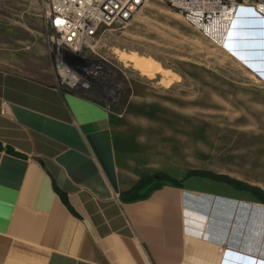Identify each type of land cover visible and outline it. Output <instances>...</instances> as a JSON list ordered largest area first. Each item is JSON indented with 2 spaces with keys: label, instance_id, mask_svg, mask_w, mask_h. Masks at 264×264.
Returning a JSON list of instances; mask_svg holds the SVG:
<instances>
[{
  "label": "crops",
  "instance_id": "crops-1",
  "mask_svg": "<svg viewBox=\"0 0 264 264\" xmlns=\"http://www.w3.org/2000/svg\"><path fill=\"white\" fill-rule=\"evenodd\" d=\"M225 49L264 89V18L239 7ZM0 142L21 154L0 150V264L264 262V204L250 192L166 182L123 201L158 172L121 159V116L56 78L0 68Z\"/></svg>",
  "mask_w": 264,
  "mask_h": 264
},
{
  "label": "rangeland",
  "instance_id": "rangeland-1",
  "mask_svg": "<svg viewBox=\"0 0 264 264\" xmlns=\"http://www.w3.org/2000/svg\"><path fill=\"white\" fill-rule=\"evenodd\" d=\"M48 4L0 0V68L56 78ZM95 44L85 55L103 62L96 64L101 89L82 94L121 116V159L178 179L213 172L264 185V89L225 47L165 0H148L133 20L105 29ZM120 52L153 58L172 73L141 74L118 59ZM187 177L186 184H226Z\"/></svg>",
  "mask_w": 264,
  "mask_h": 264
},
{
  "label": "built area",
  "instance_id": "built-area-1",
  "mask_svg": "<svg viewBox=\"0 0 264 264\" xmlns=\"http://www.w3.org/2000/svg\"><path fill=\"white\" fill-rule=\"evenodd\" d=\"M48 1L46 19L52 32L49 48L59 87L68 93L100 91L98 76L102 67L96 64L102 61L89 59L85 52H95V40L105 29L133 20L148 0ZM165 1L177 9L189 25L223 48L239 7H250L264 18V0Z\"/></svg>",
  "mask_w": 264,
  "mask_h": 264
},
{
  "label": "trees",
  "instance_id": "trees-1",
  "mask_svg": "<svg viewBox=\"0 0 264 264\" xmlns=\"http://www.w3.org/2000/svg\"><path fill=\"white\" fill-rule=\"evenodd\" d=\"M0 150H5L6 152L16 155V156H21V154L17 152L15 149H13L12 147L10 146L4 147L1 142H0ZM189 175H197L199 177L203 176L206 178H210L212 180L224 182L238 190L250 192L257 199V201L264 204V189L261 188L260 186L245 183L229 175L217 174L213 172H191L189 171L187 173V176ZM187 176H184V178H182L181 180H178L176 178H173L167 173L159 172L152 176L142 177L130 190L124 191L121 193V199L123 201H134V200L145 199L149 197L154 190L160 188L166 182L172 183L173 185L180 187L183 185L184 179L188 178ZM147 186H150L147 189V191L143 194H140V190L146 188ZM55 188L57 192L59 193V195L61 196V198L63 199L64 203L69 208H71L67 194L61 191L56 186Z\"/></svg>",
  "mask_w": 264,
  "mask_h": 264
},
{
  "label": "bare ground",
  "instance_id": "bare-ground-1",
  "mask_svg": "<svg viewBox=\"0 0 264 264\" xmlns=\"http://www.w3.org/2000/svg\"><path fill=\"white\" fill-rule=\"evenodd\" d=\"M117 56L121 62L124 64H132V66L139 70L141 74L147 76H154L155 73H160L161 75L167 77L172 73L170 70L163 68L162 65L155 59L143 56L139 53L131 54L128 52H120ZM169 79L167 80L168 83Z\"/></svg>",
  "mask_w": 264,
  "mask_h": 264
},
{
  "label": "snow or ice",
  "instance_id": "snow-or-ice-1",
  "mask_svg": "<svg viewBox=\"0 0 264 264\" xmlns=\"http://www.w3.org/2000/svg\"><path fill=\"white\" fill-rule=\"evenodd\" d=\"M262 264H264V262H262Z\"/></svg>",
  "mask_w": 264,
  "mask_h": 264
}]
</instances>
